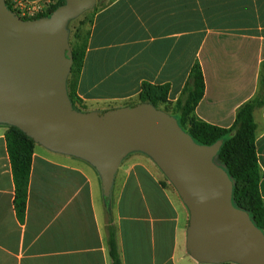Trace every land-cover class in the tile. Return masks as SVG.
Listing matches in <instances>:
<instances>
[{"label":"crops","instance_id":"1","mask_svg":"<svg viewBox=\"0 0 264 264\" xmlns=\"http://www.w3.org/2000/svg\"><path fill=\"white\" fill-rule=\"evenodd\" d=\"M86 42L76 84L86 111L134 107L143 83L169 85L175 105L195 63L203 122L229 129L241 107L264 99V0H110L94 12ZM254 121L264 201V105ZM9 130L0 124V264H113V235L121 264H205L187 248V207L140 152L119 165L106 198L93 165L36 144L20 215Z\"/></svg>","mask_w":264,"mask_h":264},{"label":"water","instance_id":"2","mask_svg":"<svg viewBox=\"0 0 264 264\" xmlns=\"http://www.w3.org/2000/svg\"><path fill=\"white\" fill-rule=\"evenodd\" d=\"M98 0H66L50 16L25 21L0 0V124L46 149L78 157L100 173L110 197L119 165L149 156L190 214L187 248L205 264H264V232L233 204L234 183L215 163L223 141L198 145L177 119L152 105L79 112L67 91L68 23Z\"/></svg>","mask_w":264,"mask_h":264},{"label":"trees","instance_id":"3","mask_svg":"<svg viewBox=\"0 0 264 264\" xmlns=\"http://www.w3.org/2000/svg\"><path fill=\"white\" fill-rule=\"evenodd\" d=\"M65 1L60 0L48 15H42L38 19L50 16L58 7L65 4ZM6 4L12 11L8 1ZM86 48V41L81 48L77 45L72 48V60L80 66L78 75L83 67ZM70 82V78H68V95L73 108L80 111L75 105V100L78 101L76 94L73 96L69 90ZM169 91V85L143 83L139 102L140 104L152 105L158 109L159 103L169 104ZM204 94L203 70L199 63H195L181 97L171 112L164 111L177 119L180 127L192 137L196 144L212 146L218 141H223L214 161L226 170L234 183L233 204L236 208L248 212L255 226L264 232V201L260 193L261 171L256 155V123L254 121V111L257 107L264 105V99L256 98L241 107L237 112L234 125L229 129H223L203 122L196 117L195 109L203 99ZM6 140L16 186L15 203L18 213L23 215L27 204L32 156L36 143L14 126H10ZM111 247L113 264H121L116 249L115 235H113Z\"/></svg>","mask_w":264,"mask_h":264},{"label":"rangeland","instance_id":"4","mask_svg":"<svg viewBox=\"0 0 264 264\" xmlns=\"http://www.w3.org/2000/svg\"><path fill=\"white\" fill-rule=\"evenodd\" d=\"M5 1H7V0H5ZM109 1L110 0H98L96 5L92 9L85 11L84 13H82L81 15H79L78 17H76L75 19L71 20L68 23V25H67V30H68V34H69L68 35V44H69V47H70L71 54H72V48L75 45H77V46H79L81 48V46L85 43L86 37H87L88 32H89L90 23L92 21V16H93L94 12L99 7H102L105 4H107ZM72 69H73V73L71 74V72H70L68 78H70V81H71L70 85H69V90H70L71 94L74 96L76 94V84H77V80H78V73H79V70H80L79 64L73 62ZM72 69H71V71H72ZM67 91H68V89H67ZM139 104H140V102H139ZM75 105L80 110L79 112H93V111H86V109H84V107H82L81 103L79 101H77V100H75ZM173 106L174 105L170 104V102H169L168 105H164L162 103L161 104L159 103L158 110H161L163 112H165L164 110H168V111L171 112ZM165 113H167V112H165ZM189 221H190V214H189L188 221L186 223V231L188 230Z\"/></svg>","mask_w":264,"mask_h":264},{"label":"built area","instance_id":"5","mask_svg":"<svg viewBox=\"0 0 264 264\" xmlns=\"http://www.w3.org/2000/svg\"><path fill=\"white\" fill-rule=\"evenodd\" d=\"M7 1L15 16L25 21L37 20L42 15H48L50 10L58 4L57 0H41L35 3H29L25 0Z\"/></svg>","mask_w":264,"mask_h":264}]
</instances>
